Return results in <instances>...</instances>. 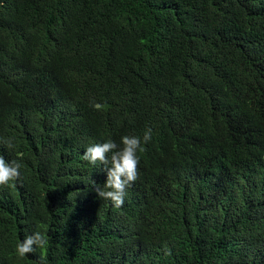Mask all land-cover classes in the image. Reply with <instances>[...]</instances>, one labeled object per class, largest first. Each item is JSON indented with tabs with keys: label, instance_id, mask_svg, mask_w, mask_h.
Here are the masks:
<instances>
[{
	"label": "trees",
	"instance_id": "1",
	"mask_svg": "<svg viewBox=\"0 0 264 264\" xmlns=\"http://www.w3.org/2000/svg\"><path fill=\"white\" fill-rule=\"evenodd\" d=\"M126 135L116 208L83 154ZM0 155V264H264V0H0Z\"/></svg>",
	"mask_w": 264,
	"mask_h": 264
},
{
	"label": "clouds",
	"instance_id": "2",
	"mask_svg": "<svg viewBox=\"0 0 264 264\" xmlns=\"http://www.w3.org/2000/svg\"><path fill=\"white\" fill-rule=\"evenodd\" d=\"M96 109H100V104H95ZM152 129L149 127L143 135V144L151 141ZM122 148H118L116 142L108 140L103 143H96L86 148L83 159L92 165L100 164L107 172V180L103 187L96 185L95 191L102 200L111 201L112 205L120 208L124 204L126 189L138 179L139 156L138 152H143L141 138L138 136H123L121 138ZM9 149L13 148L12 142H6ZM20 154H18L19 156ZM21 164L17 160L7 161L0 155V187H12L21 176ZM48 241L39 232L28 234L17 243L15 251L20 258H24L29 253L35 252L38 248L43 249Z\"/></svg>",
	"mask_w": 264,
	"mask_h": 264
}]
</instances>
